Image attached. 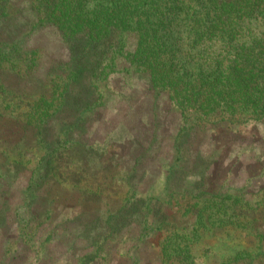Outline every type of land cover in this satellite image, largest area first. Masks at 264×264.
I'll return each mask as SVG.
<instances>
[{"label":"rangeland","instance_id":"obj_1","mask_svg":"<svg viewBox=\"0 0 264 264\" xmlns=\"http://www.w3.org/2000/svg\"><path fill=\"white\" fill-rule=\"evenodd\" d=\"M117 2L0 0V264H188L171 246L189 241L193 217L182 231H154L137 216L140 207L168 201L190 214L183 213L193 201L183 182H201L225 205L244 197L246 204L229 208L203 196L209 218L220 211L226 221L229 213L228 221L239 217L249 229H197L201 240L191 248L197 264H242L228 256L264 245V118H249L221 73L200 80V98L213 105L207 121L200 126L192 109L182 117L178 102L197 98L188 77L209 66L197 58L210 51L212 29L197 27L192 5L181 16L175 2L166 5L173 21L157 28L160 53L141 33L119 40L87 27L103 60L100 69L77 72L78 62L95 55L80 49L84 23L76 31L69 13L115 17ZM244 38L259 48L256 35Z\"/></svg>","mask_w":264,"mask_h":264},{"label":"trees","instance_id":"obj_2","mask_svg":"<svg viewBox=\"0 0 264 264\" xmlns=\"http://www.w3.org/2000/svg\"><path fill=\"white\" fill-rule=\"evenodd\" d=\"M173 2L176 3L175 6L178 11V16H181L183 13L188 11V8L191 7V5L197 7V27H203V32L208 31V29L205 28L207 26L212 29V32L209 34L207 39L210 51L203 50L201 54L202 57L197 58L200 61L203 58L209 62L208 70H205L201 66L202 69H198L196 72L197 78L195 76V80L193 79L194 76L192 74L191 77H188V81L191 85L195 86L197 98L190 102H187L186 99L183 100V102H178V108L182 113V117L186 109H192L196 115L195 117L199 120L202 119L199 123L200 126L201 124H204L203 121H207L206 112L210 111L213 105H208L209 102L206 97L205 101L200 98L202 91L201 88L204 87V83L200 82V80L210 78L209 76L213 74L216 76L221 73L223 75L222 79L227 84V87L230 89L233 88V90L239 94L238 105L246 108L247 111H252L249 118L254 120L263 119L264 0H118V10L115 11V17L106 11L94 13L87 9L71 10L69 16L72 17L71 19L78 21H76L75 25L71 24L72 26L77 27L76 31H78L80 29L79 26L84 23L81 25L84 27V31L87 27H96L100 32L108 30V37L120 36L121 38H119V40H123L122 37L124 36V32H134L135 35L141 33L144 39L150 38L149 40L142 39L148 43V49L151 50V52L160 53L161 48L159 51V45L162 44H160L162 41L160 40V37L162 36L157 33V28L163 26L166 22L173 21V14H167L165 12L170 11L166 8V5ZM207 11H210V18L205 15L207 14ZM259 17L260 20L257 19ZM92 19H96V21L92 22ZM111 21L113 22L111 23ZM88 33L89 30L88 32H84L87 37L85 35H81V38L85 36L87 39L85 41H81L82 44L80 49L85 53L91 52V54L95 56L90 57L86 61L78 62L76 67L77 72H92L95 71L97 67L100 69L102 63L101 60H103L101 57L102 52L98 49V42H91L89 38L90 34ZM253 35H256L259 44V48L256 51L252 48V46L246 45V39L244 38L245 36L250 37ZM206 53H211L213 57L204 56ZM221 54H223V56H221ZM97 57L99 59H97ZM174 57L175 55H173V59ZM188 62H190V58L185 60L182 64L186 65ZM223 65L224 68H222ZM199 67L200 65L198 68ZM103 71L104 70H101V73ZM178 146L179 143H174L173 151L176 149L178 150ZM175 161L179 163V157H176ZM173 166L174 164L171 165V167ZM170 170L171 171H169V173L171 175L168 176L169 178L175 175V171H173L175 168H170ZM180 186H183L182 189L187 190V192H189L192 196V203L186 207L190 211L183 212L190 214L179 213L178 208H175L177 206V204H175L176 202L168 201L167 203L169 205L164 203V206H161L160 208L157 207L160 205H157L158 203H155V208L148 207L149 204L145 208L140 207L141 214L137 216L141 220L140 226L143 229H147V227H149L148 225H153L154 231L160 229L161 227H163V229L169 227L179 230L183 227V223L189 220V217H193L194 222L192 223L190 229L192 233L190 234L191 237L189 241L183 242L180 238L177 246L176 244L171 246V250H177L179 256L181 253L187 258L188 264H197V256L191 249L199 242V240H201L199 237L196 238V236H194V232L197 229H201L204 235L214 234L213 231L215 229H218L222 233L230 232V234L231 231H244L249 229V224L247 223L245 225L246 221H244V223L239 217L232 218V222H230V220L228 221V218L230 217L229 213L225 215L226 221L224 220V212L221 213L220 211L215 212V215L209 218V213L204 211L202 206H200L201 198L207 194H212V197L215 200H218L217 204H219L220 207L229 206L230 208L232 205L238 206V204L244 200V197L240 199L241 195L237 196L235 201L225 205L226 200L222 196L215 194L212 191L208 193V191L203 189L201 182L193 185H188V182H183L180 183ZM244 204H246V202H244ZM165 207H167V210H164ZM179 216L182 219L178 220ZM155 223L156 225H154ZM120 224L121 223L118 222V225ZM262 224L264 226V222ZM182 230L183 229H180L179 231ZM260 234L263 235L264 230H262ZM140 235L141 234L138 235V238ZM219 238L223 237L219 236ZM182 243L184 246L181 245ZM236 246L239 248L240 245ZM249 250L251 249L240 248L228 257L233 258V255L236 257L240 256L238 261H243L242 264H264L263 244H260V248L257 252ZM260 257L262 260L258 259ZM227 259L225 260L226 263L222 264H229V259ZM236 264L240 263L237 262Z\"/></svg>","mask_w":264,"mask_h":264}]
</instances>
